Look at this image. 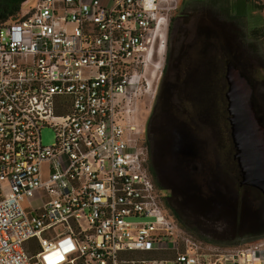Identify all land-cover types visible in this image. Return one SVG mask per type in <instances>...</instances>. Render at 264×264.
I'll return each mask as SVG.
<instances>
[{
  "label": "built area",
  "instance_id": "obj_1",
  "mask_svg": "<svg viewBox=\"0 0 264 264\" xmlns=\"http://www.w3.org/2000/svg\"><path fill=\"white\" fill-rule=\"evenodd\" d=\"M172 3L38 0L0 25V264H264V238L211 252L150 172Z\"/></svg>",
  "mask_w": 264,
  "mask_h": 264
},
{
  "label": "rangeland",
  "instance_id": "obj_2",
  "mask_svg": "<svg viewBox=\"0 0 264 264\" xmlns=\"http://www.w3.org/2000/svg\"><path fill=\"white\" fill-rule=\"evenodd\" d=\"M247 1V2H246ZM38 0H28L21 7L29 10L37 4ZM247 8L243 14H238L236 7L238 0H176L175 7L170 11V34L168 50L172 49L179 57L189 54L191 62L202 63L214 58L218 61V76L225 70L228 61L233 62L252 81L264 82V0H245ZM168 6L165 4V7ZM231 16L233 20L232 34L218 28V18ZM242 17L241 19H238ZM232 35V36H231ZM235 38V39H234ZM205 45H209L204 55ZM214 48L217 52H214ZM167 50V51H168ZM206 52V51H205ZM220 72V73H219ZM173 71L168 72L166 81L171 80ZM220 85V82L217 81ZM218 85V86H219ZM222 88V84H221ZM213 95L218 96L222 110L223 94H219V87ZM193 92L189 91V94ZM187 97V96H186ZM180 101L183 100L179 97ZM194 100V97H190ZM156 101L150 105L142 106L139 120L148 121L151 110ZM264 118V113L262 112ZM221 128L224 125L221 124ZM209 126H205L201 133L200 144L182 142L159 144L153 143L151 137L147 140L152 147L154 157L163 155L164 164L160 174L173 186L186 192L190 206L196 207L203 217L204 231H210L219 236L221 231H229L230 235L264 232V203L259 200L256 192L250 191L245 200L236 196V187L231 181L223 177L217 167L218 150L214 137L209 133ZM148 129L146 128V133ZM194 133L196 131H193ZM148 137V134H147ZM43 146H52L56 143L55 131L50 127L41 129ZM209 175L211 178L209 177ZM238 205H245L247 213L237 225L239 214ZM191 206V207H192ZM196 210V209H195ZM202 223V224H203ZM211 252L224 253L231 249L221 245H209Z\"/></svg>",
  "mask_w": 264,
  "mask_h": 264
},
{
  "label": "trees",
  "instance_id": "obj_3",
  "mask_svg": "<svg viewBox=\"0 0 264 264\" xmlns=\"http://www.w3.org/2000/svg\"><path fill=\"white\" fill-rule=\"evenodd\" d=\"M28 0H0V25L6 22L12 21L18 17V14L21 11V7ZM247 2V1H246ZM245 0H238L236 4L237 9L239 10L238 14H243L247 8ZM239 17L238 19H241ZM177 54H174L173 50L169 49L167 51L166 57V66L164 71V77L162 80L161 88L159 94L157 96L156 104L161 97L168 96L169 94V84L166 81V77L168 76V72L173 70L171 61L176 58ZM175 72V71H174ZM176 73V72H175ZM245 75V73L242 71ZM177 74V73H176ZM214 71L212 67H210L209 63H206L205 69L201 71V76L199 79V87L198 95H196V99L199 101L202 108L207 111L210 101H212L213 93L217 90V80L214 77ZM249 79V78H248ZM250 80V79H249ZM220 81L222 84V100L224 103V110L226 116L227 113V100L225 99L224 93L227 89V83L224 76V71L221 74ZM251 82V81H250ZM258 115L261 114L258 112ZM211 116V115H210ZM211 118V117H210ZM210 124L213 123V117L210 119ZM209 133L213 135L215 138L214 142L216 144L218 155H217V167L223 177L228 178L233 186L236 187V196L238 198V202L242 199L245 200L248 197V193L250 191L256 192L259 195V200L264 203L263 195L254 188L249 187H241L240 186V172L237 165V162L234 160V147L231 139V129L230 125L226 119V124L219 133L217 128H214L213 124L209 127ZM151 133V130H150ZM152 135V133H151ZM151 144V143H150ZM152 145V144H151ZM164 164L163 155H159L154 157L152 154L151 147V156H150V165L149 169L154 178L156 185L161 189L165 190L168 193V197L165 199V206L168 211L175 217L179 225L186 230L188 233L193 235L199 240L204 241L207 244L211 245H221L225 247L236 248L243 246L245 244L255 242L264 238V232L260 234H250L243 233L230 235L229 231H221L219 236L213 235L210 231H204L202 229L203 225H206L203 217L200 214V211L196 207L190 206L192 203L188 200L186 192L183 190L173 186L168 180L160 174V169ZM212 175H209V177ZM211 178V177H210ZM211 180H214L211 178ZM190 201V202H188ZM196 209V210H195ZM247 211V207L245 205H238L237 212L239 214V218L237 220V225L241 223L242 217L245 215ZM203 223V224H202Z\"/></svg>",
  "mask_w": 264,
  "mask_h": 264
},
{
  "label": "flooded vegetation",
  "instance_id": "obj_4",
  "mask_svg": "<svg viewBox=\"0 0 264 264\" xmlns=\"http://www.w3.org/2000/svg\"><path fill=\"white\" fill-rule=\"evenodd\" d=\"M218 28L222 31L224 30L226 33L232 34L233 28V20L231 16H225L224 18H218L217 20ZM171 25V21H170ZM170 34V28H169ZM232 36V35H231ZM235 39V38H234ZM204 55L208 52L210 48L209 45H205ZM172 50V49H171ZM206 51V52H205ZM214 52H217V49L214 48ZM174 52V51H173ZM183 56L179 57L178 54L174 60L171 61V65L173 68V77L171 80H168L169 84V94L164 98L158 101L159 103L155 104L154 108L151 110L150 117L147 122H145V128L148 129L147 134L148 138L151 137L153 143L159 144H167V143H177L181 144L182 142H193L200 144L201 141V133H204L205 126H211L213 124L214 128L221 131V124L225 126L226 119L229 123V114L226 116L224 110V103L222 104V110L218 101V96H213L212 101H210L209 107L207 111L202 108L199 101L195 98L198 95L199 87V79L201 76V71L205 69L206 63L210 64L214 71V77L217 81L220 82V85L217 83L219 87V94L222 91L221 88V73L218 76V61L215 57L211 59H207L206 62L202 63V58L198 62H191V57L189 54H182ZM231 61H228L229 63ZM226 63V65H227ZM264 64V61H262ZM226 65L224 70V76L226 73ZM177 73H175V72ZM250 79V78H249ZM251 81L253 87V96L256 105L257 111L261 114L264 113V82L262 80ZM190 92H193L192 95ZM227 91V89H226ZM226 92L224 93L225 96ZM187 96V97H186ZM182 97L183 100L180 101ZM190 97H194V100ZM226 99V97H225ZM157 100V99H156ZM227 102V101H226ZM228 105V104H227ZM227 110V109H226ZM228 113V111H227ZM211 115V116H210ZM214 119L213 123L210 124L209 118ZM210 118V119H211ZM264 121V118H263ZM230 125V123H229ZM208 127V128H209ZM151 130V133H150ZM193 131H196L195 133ZM215 140V138H214ZM152 144V142L150 141ZM233 144V142H232ZM234 147V160L236 149ZM238 165V163H237ZM239 168V166H238ZM240 172V186L243 187L245 185H241L242 177ZM249 187V186H245ZM252 188V187H249Z\"/></svg>",
  "mask_w": 264,
  "mask_h": 264
},
{
  "label": "water",
  "instance_id": "obj_5",
  "mask_svg": "<svg viewBox=\"0 0 264 264\" xmlns=\"http://www.w3.org/2000/svg\"><path fill=\"white\" fill-rule=\"evenodd\" d=\"M227 111L241 185L258 190L264 197V121L256 109L250 80L233 63L226 65Z\"/></svg>",
  "mask_w": 264,
  "mask_h": 264
}]
</instances>
